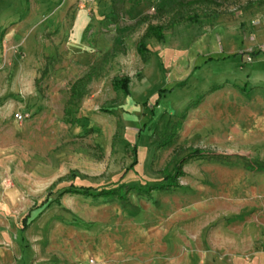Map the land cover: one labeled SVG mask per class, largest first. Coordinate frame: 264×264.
Masks as SVG:
<instances>
[{
    "label": "rangeland",
    "instance_id": "374dc122",
    "mask_svg": "<svg viewBox=\"0 0 264 264\" xmlns=\"http://www.w3.org/2000/svg\"><path fill=\"white\" fill-rule=\"evenodd\" d=\"M176 1L0 0V264H264V0L197 10L142 62L139 19ZM194 148L179 187L138 190ZM70 185L125 198L57 203Z\"/></svg>",
    "mask_w": 264,
    "mask_h": 264
},
{
    "label": "trees",
    "instance_id": "16d2710c",
    "mask_svg": "<svg viewBox=\"0 0 264 264\" xmlns=\"http://www.w3.org/2000/svg\"><path fill=\"white\" fill-rule=\"evenodd\" d=\"M221 4V0H177L171 6L166 9H159L157 11L159 20L156 23H153L149 20V17H141L138 23L147 22L143 33L140 35L138 40L135 43V50L140 57L142 62H146L150 56V50L147 48V40L148 39H155L156 41H161L164 38V31L177 24L183 19L186 18H193L192 15L196 16L193 18L195 22L197 20L198 14L196 13L199 9H206L209 5L219 6ZM191 11V12H190ZM215 15H217V11L211 9ZM256 52L258 51H251L249 54L251 56H255ZM91 79V73H86L83 76L74 80V82L70 86V93L69 98L67 100V104L70 105L74 103V100H79L81 95L79 93V87ZM129 83L128 76H120L114 77L112 79V87L114 90H127V85ZM67 108V107H66ZM65 114H68L67 110ZM211 155L209 153H205L198 148H194L188 153L186 156L182 157L173 167V173L165 170V177L163 182L149 185L144 189H138L142 192H147L153 189H158L162 191H170L174 188L180 186L179 179L180 177L185 175L183 170V166L188 163L190 160L202 158L204 156ZM255 170H264V165L256 164L253 167ZM110 186V185H108ZM101 187V188H92V187H84V186H74L70 185L69 187L63 189L59 194L58 197L55 199L57 203H59V196L63 193L69 194H80L84 197L91 196V197H109V196H116L119 199H124L125 192L118 188H111V187ZM130 187V186H129ZM127 187L126 189H128Z\"/></svg>",
    "mask_w": 264,
    "mask_h": 264
},
{
    "label": "built area",
    "instance_id": "2783aa9c",
    "mask_svg": "<svg viewBox=\"0 0 264 264\" xmlns=\"http://www.w3.org/2000/svg\"><path fill=\"white\" fill-rule=\"evenodd\" d=\"M14 116H15V118L17 119V120H21V119H23V117L25 116L23 113H21V112H16L15 114H14Z\"/></svg>",
    "mask_w": 264,
    "mask_h": 264
}]
</instances>
